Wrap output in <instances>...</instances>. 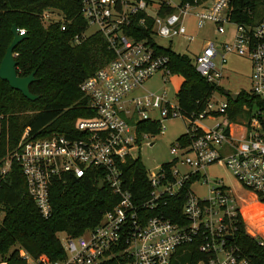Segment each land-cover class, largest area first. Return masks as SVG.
Segmentation results:
<instances>
[{"label":"built area","instance_id":"built-area-1","mask_svg":"<svg viewBox=\"0 0 264 264\" xmlns=\"http://www.w3.org/2000/svg\"><path fill=\"white\" fill-rule=\"evenodd\" d=\"M228 3L79 0L83 26L70 45L96 34L111 55L104 66L78 86L93 115L74 121L75 136L32 139L24 130L15 148L0 157V183L16 164L26 193L38 213L47 217L52 181L61 174L81 178L93 168L102 171V186L116 196V202L101 212L93 228L73 237L64 233L62 259H33L19 249L17 254L26 264H171L177 248L193 241H198L197 251L202 254L196 264H251L231 243L233 221L241 210L238 201L245 202L246 197L220 181L207 186L206 178L203 183L207 196L199 197L190 189L199 180V172L214 165L225 168L249 196L264 197V12L254 24L236 23L229 17ZM188 17L196 31L210 25L214 33L226 36L224 26H232L233 30L230 44L207 41L199 46L197 54L187 56L194 71L216 89L202 112L182 115L176 100L171 102L165 91L148 92L142 85L154 75H158L161 86L166 84L171 74L167 57L160 51H173L155 39L170 43V38L177 37L187 45L191 43L194 35L184 26ZM39 20L43 28L58 23L61 32L68 24L56 10L42 11ZM16 34L22 36L24 31L16 29ZM229 53L248 59L249 90L244 92L256 99L244 116L233 120L226 116L228 94L224 93L225 99L215 106L212 103L215 93H223L219 83ZM206 117L221 121L205 127L201 121ZM171 119L185 122L186 134L192 139L183 147L173 145L169 150L172 159L155 167L153 173L144 169L149 190L146 199L136 204L123 187L121 164L139 160L138 150L151 147L154 138L165 130L164 121ZM142 123L145 132L138 126ZM180 166L188 171L179 172ZM178 193L183 194V222L166 217L159 206L164 203L163 197ZM257 240L264 247V237ZM0 264H6L1 256Z\"/></svg>","mask_w":264,"mask_h":264},{"label":"trees","instance_id":"trees-1","mask_svg":"<svg viewBox=\"0 0 264 264\" xmlns=\"http://www.w3.org/2000/svg\"><path fill=\"white\" fill-rule=\"evenodd\" d=\"M204 2L206 0H184ZM44 10H56L67 22L65 31L55 23L47 28L41 26L39 15ZM79 0H0V60L11 42L10 27L24 31L25 38L14 48L15 72L18 77L33 73L28 91L35 96L30 102L18 92L0 81V157L15 148L22 132L28 131L32 139L49 136H75L73 123L80 117H91L87 99L78 86L111 58L103 39L94 34L79 44L70 45L71 39L82 29L83 22L78 14ZM264 12V0H229L228 14L236 23H256ZM167 57V68L171 75L179 76L181 82L175 98L182 115L198 114L213 90L194 71L191 60L168 49L160 51ZM218 90V89H217ZM247 92H239L235 101L227 96L226 116L233 120L244 116L245 109L255 102ZM145 132L146 125L139 124ZM156 131V127H151ZM191 136L177 137L173 145L189 144ZM123 187L136 204L146 199L149 186L144 168L139 160H125ZM196 177L190 179L185 188ZM102 171L89 169L81 178L61 174L48 189L50 213L42 217L26 193L23 178L16 164L0 183V256L6 264H26L17 252L23 250L31 258L44 256L48 261L63 258L62 247L56 234L63 232L78 236L93 228L102 211L111 208L116 196L105 186L97 187ZM260 197L259 195H257ZM264 204V197H260ZM162 214L183 222L180 212L183 194L165 196ZM231 243L239 249L251 264H264V247L248 235L244 229L241 213L233 221ZM198 241L182 245L174 253L171 264H196L202 258L197 251Z\"/></svg>","mask_w":264,"mask_h":264},{"label":"rangeland","instance_id":"rangeland-1","mask_svg":"<svg viewBox=\"0 0 264 264\" xmlns=\"http://www.w3.org/2000/svg\"><path fill=\"white\" fill-rule=\"evenodd\" d=\"M184 26L190 34L194 35V40L188 45L177 37L170 38V43H168L166 39L157 37L155 39L156 43L163 47H169L175 53L189 57L197 54L199 52V46L207 41L226 42L230 44L231 40L229 34L233 30L232 26L223 27L225 33L228 32L226 36L225 34L217 35L214 33L210 25L196 31L189 17L184 20ZM213 63L217 64V59H214ZM222 71L223 77L219 83V87L223 93L214 94L212 98L214 106L225 99L224 93L230 95L249 90L250 65L246 57L238 56L235 53L227 54ZM157 78L158 75H154L151 79L144 82L142 85L143 89L154 93H160L163 90L168 94V98L171 102H175V93L181 81L180 77H168V81L164 86H161ZM138 92L140 93L141 91L139 90ZM220 121L221 119L219 118L206 117L201 121V124L202 126L209 127L213 123ZM163 125L165 130L154 138L153 145L151 147L142 146L138 150L139 160L144 169L149 173H153L155 167L167 163L172 159V156L169 154L172 144L177 137L186 133V123L179 119L164 121ZM178 171L184 173L187 172L188 169L185 166H180L178 167ZM199 173V180L194 182L190 187L193 193L199 197L207 196L206 184L203 183L206 178L207 186H215L217 181H220V183L227 188L246 197L245 202L242 200L240 202L238 201L244 229L248 235L256 239L264 237V204L259 202L260 197L249 196L248 193L239 187V184L234 180L231 174L223 167L211 165ZM56 237L62 245L64 233L59 232L56 234Z\"/></svg>","mask_w":264,"mask_h":264},{"label":"water","instance_id":"water-1","mask_svg":"<svg viewBox=\"0 0 264 264\" xmlns=\"http://www.w3.org/2000/svg\"><path fill=\"white\" fill-rule=\"evenodd\" d=\"M10 34L12 37L11 42L0 60V81L5 82L11 90L18 92L24 99L33 102L36 98L28 91V86L33 81V73L26 77H18L15 72V61L12 54L14 48L25 38V35L18 36L15 26L10 27ZM229 97L232 101H235L237 93L230 94ZM101 186V181H98L97 187ZM227 238L229 239L230 236L228 235Z\"/></svg>","mask_w":264,"mask_h":264},{"label":"crops","instance_id":"crops-1","mask_svg":"<svg viewBox=\"0 0 264 264\" xmlns=\"http://www.w3.org/2000/svg\"><path fill=\"white\" fill-rule=\"evenodd\" d=\"M173 53H175V52H173ZM175 54H178V53H175ZM179 55H183V54H179ZM171 76H176V75H171ZM181 82V81H180ZM176 94V93H175ZM175 100H176V98H175Z\"/></svg>","mask_w":264,"mask_h":264}]
</instances>
